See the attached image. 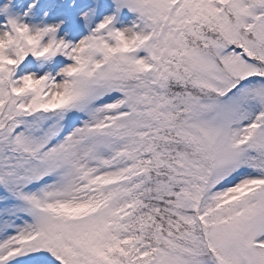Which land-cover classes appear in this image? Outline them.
I'll use <instances>...</instances> for the list:
<instances>
[{
    "label": "snow or ice",
    "instance_id": "obj_1",
    "mask_svg": "<svg viewBox=\"0 0 264 264\" xmlns=\"http://www.w3.org/2000/svg\"><path fill=\"white\" fill-rule=\"evenodd\" d=\"M0 264H264V0H0Z\"/></svg>",
    "mask_w": 264,
    "mask_h": 264
}]
</instances>
